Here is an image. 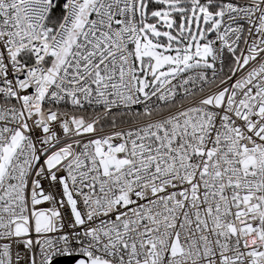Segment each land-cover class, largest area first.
<instances>
[{
	"label": "snow or ice",
	"instance_id": "snow-or-ice-1",
	"mask_svg": "<svg viewBox=\"0 0 264 264\" xmlns=\"http://www.w3.org/2000/svg\"><path fill=\"white\" fill-rule=\"evenodd\" d=\"M0 264H264V0H0Z\"/></svg>",
	"mask_w": 264,
	"mask_h": 264
}]
</instances>
